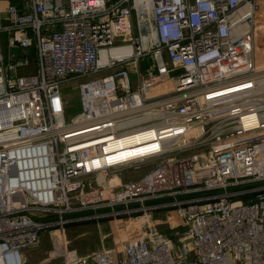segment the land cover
I'll return each instance as SVG.
<instances>
[{
  "label": "built area",
  "instance_id": "2783aa9c",
  "mask_svg": "<svg viewBox=\"0 0 264 264\" xmlns=\"http://www.w3.org/2000/svg\"><path fill=\"white\" fill-rule=\"evenodd\" d=\"M257 39L264 0H0V264H23L46 229L61 264H264ZM79 81L68 121L63 90ZM150 133L158 151L107 162L110 142ZM155 159L120 189L88 188ZM109 207L174 209L179 221L118 249H67L73 215Z\"/></svg>",
  "mask_w": 264,
  "mask_h": 264
},
{
  "label": "rangeland",
  "instance_id": "374dc122",
  "mask_svg": "<svg viewBox=\"0 0 264 264\" xmlns=\"http://www.w3.org/2000/svg\"><path fill=\"white\" fill-rule=\"evenodd\" d=\"M260 43L264 46V41L257 39V47H259ZM257 61H260V51L258 49ZM146 67L147 60L145 59L141 62L140 70L144 72ZM137 71V67H130L131 79L134 84L138 80ZM81 82H74L64 87L63 92L66 99L68 121H71L79 114L78 88ZM156 162H158V159L146 163H133L130 166L120 168L117 172L113 171L102 176L92 177L91 181L88 182V188H108L110 184L115 187L118 185L117 188L120 189L125 184L140 178ZM137 206L139 205H132V207ZM122 208L115 207L112 209L109 207L103 211L94 212L87 210L75 213L73 216H80L83 220L70 223L63 234H61V239L64 240L67 249L77 250L81 255H91L97 251L109 248L118 249L128 238L144 236L151 228L157 229L160 233L172 235L171 226L174 223L170 221V218L175 217L179 221L174 209L169 211L165 208L153 211V213L129 208V210L119 215L108 214L113 210L117 211ZM53 246L52 229H46L42 241L37 247L22 250L23 264H61L60 259L50 261V257L53 254Z\"/></svg>",
  "mask_w": 264,
  "mask_h": 264
},
{
  "label": "bare ground",
  "instance_id": "6f19581e",
  "mask_svg": "<svg viewBox=\"0 0 264 264\" xmlns=\"http://www.w3.org/2000/svg\"><path fill=\"white\" fill-rule=\"evenodd\" d=\"M261 47H263L262 43H260L259 45L260 49ZM255 117L256 116L252 115V117L245 119L247 120V125L252 126V125H255L257 122H259V121H256L257 117L256 118ZM153 136L154 135L150 133V134H145L143 136L134 137V138L127 139V140L124 139V140L114 141L113 143L110 142V146L106 148V153H109L111 151H114L115 153L107 157L109 159L107 160V162L111 164L112 163L117 164L123 161L134 159L140 156H144L150 153H155L156 151H158V148L160 145L157 142L148 143L153 140ZM136 145H140V146H136ZM133 146H136V147L131 148ZM94 165H101V162L97 161ZM87 166L90 167L91 165L88 164ZM41 173L42 172L39 171V174ZM39 185L42 186V182H40ZM170 221H172L175 224L177 223V218L171 217Z\"/></svg>",
  "mask_w": 264,
  "mask_h": 264
},
{
  "label": "crops",
  "instance_id": "0c3cea01",
  "mask_svg": "<svg viewBox=\"0 0 264 264\" xmlns=\"http://www.w3.org/2000/svg\"><path fill=\"white\" fill-rule=\"evenodd\" d=\"M3 1V3H6L8 0H2Z\"/></svg>",
  "mask_w": 264,
  "mask_h": 264
}]
</instances>
